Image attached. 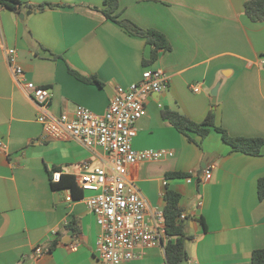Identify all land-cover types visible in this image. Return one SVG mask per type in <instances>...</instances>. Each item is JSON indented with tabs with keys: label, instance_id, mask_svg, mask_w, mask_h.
Segmentation results:
<instances>
[{
	"label": "crops",
	"instance_id": "0c3cea01",
	"mask_svg": "<svg viewBox=\"0 0 264 264\" xmlns=\"http://www.w3.org/2000/svg\"><path fill=\"white\" fill-rule=\"evenodd\" d=\"M25 1L58 6L22 9L30 10L22 19L0 6V264H104L95 251L99 227L85 201L90 192L76 190L72 196L64 176L75 180L84 162L88 170L110 169V155L100 147L86 148L72 139L41 140L36 106L23 80L15 79L4 47L16 49L25 79L50 86L52 116L72 114L77 105L100 114L116 86L138 82L145 69L166 73V87L144 99L146 114L135 124L131 145L173 155L129 164L126 177L148 209H163L167 189L179 193L187 214L188 262L252 264V251L264 248V199L257 194L264 146L259 155L234 151L214 128L204 137L186 135L162 115L176 111L202 122L213 111L215 124L229 135L264 137V64L259 62L264 21L246 16V0H118L120 18L167 38L171 49H159L152 62L144 38L96 8L103 0ZM70 69L101 84L86 82ZM217 84L212 103L210 91ZM206 169L211 177L202 181ZM53 171L60 172L63 183L57 189L51 186ZM72 219L75 249L65 229ZM55 238L54 248L35 254L36 245L48 246ZM164 263V248L156 244L125 264Z\"/></svg>",
	"mask_w": 264,
	"mask_h": 264
},
{
	"label": "built area",
	"instance_id": "2783aa9c",
	"mask_svg": "<svg viewBox=\"0 0 264 264\" xmlns=\"http://www.w3.org/2000/svg\"><path fill=\"white\" fill-rule=\"evenodd\" d=\"M0 47H3L0 41ZM6 62L15 79L23 80L24 92L32 99L41 123V140H75L86 148L100 147L110 155V169L106 166L88 170L86 162L76 175L77 186L89 191L86 204L95 217L99 233L96 238V256L104 264H125L140 258L146 248L156 244L164 248L167 240L164 212L161 208L148 209L136 186L126 177V166L145 160H157L172 156L166 149L135 150L131 142L136 135V122L146 114L144 99L150 92H159L166 87L168 76L160 68L145 69L141 79L127 87H115L106 109L95 113L77 105L72 114L52 116L50 86L36 84L24 78V71L17 62L15 48L4 47ZM264 64V59L259 60ZM193 91H198L194 86ZM211 177L206 169L202 181ZM60 172L51 173V181L58 182ZM191 179L188 178V181ZM70 198V197H68ZM186 219L185 212L180 213ZM72 249L77 245V234H72ZM48 246L36 245L34 252L42 255ZM166 264V263H164ZM184 264H193L186 261Z\"/></svg>",
	"mask_w": 264,
	"mask_h": 264
},
{
	"label": "trees",
	"instance_id": "16d2710c",
	"mask_svg": "<svg viewBox=\"0 0 264 264\" xmlns=\"http://www.w3.org/2000/svg\"><path fill=\"white\" fill-rule=\"evenodd\" d=\"M0 6L6 7L13 12H20L22 9H30L32 11H42L46 8L57 7V4L52 3H38L33 4L25 0H0ZM118 7V0H103L102 6L96 7L102 12L105 18H108L118 25H120L124 30L130 34L144 38L146 44L151 47V53L149 57V62L154 61L157 58L158 50H170L171 46L165 37V35L155 29L142 28L136 25L129 19L120 18L119 14L116 13ZM244 13L246 16L254 21L261 22L264 21V0H246L243 5ZM77 77L80 79L101 84L95 77L85 78L75 73L70 69ZM162 115L167 119L178 131L187 135V131L194 132L200 137H204L209 132L210 128H214L222 140L230 145L232 150L243 152L249 155H259L264 146V137L254 136H231L227 131L214 122V112L209 111L202 122H195L176 111H162ZM189 139H191L188 136ZM166 176H186L184 173L168 172ZM68 179V186L70 187L72 196H76V190L81 192V189L75 183L74 177L64 176ZM63 183L61 181L51 182V186L54 189L59 188ZM257 194L258 198L264 199V177L257 180ZM165 204L163 206L164 220H165V231L167 235V240L164 242V259L166 264H184L187 259L186 251V240L190 237L185 233V219L180 218V213L182 209L179 206L180 195L179 193L167 189L164 194ZM66 231H72V234L77 233V226L75 219L70 220L65 225ZM59 242V238H55L49 243V250L54 248ZM251 263L252 264H264V248L254 249L251 253Z\"/></svg>",
	"mask_w": 264,
	"mask_h": 264
},
{
	"label": "water",
	"instance_id": "95a60500",
	"mask_svg": "<svg viewBox=\"0 0 264 264\" xmlns=\"http://www.w3.org/2000/svg\"><path fill=\"white\" fill-rule=\"evenodd\" d=\"M28 13H30V10H27L25 13L18 12V17L22 19L24 17V14H28ZM217 87H218V84L215 85L210 91V94H211V97H212L211 98L212 103L216 102ZM71 235H72V231H68L67 234H66L67 238H70Z\"/></svg>",
	"mask_w": 264,
	"mask_h": 264
}]
</instances>
